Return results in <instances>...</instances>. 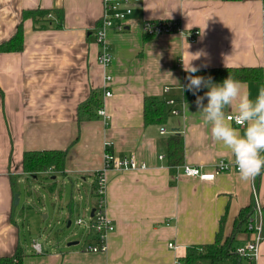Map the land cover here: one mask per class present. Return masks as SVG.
Returning a JSON list of instances; mask_svg holds the SVG:
<instances>
[{"label": "crops", "instance_id": "obj_1", "mask_svg": "<svg viewBox=\"0 0 264 264\" xmlns=\"http://www.w3.org/2000/svg\"><path fill=\"white\" fill-rule=\"evenodd\" d=\"M34 9H62L63 28L35 29L32 19L23 18L25 10ZM102 11L103 0H0V44L10 40L20 24L24 31L22 51L0 52V256L12 255L20 245L22 264H175L189 245L212 242L222 217L229 235L238 213L256 199L264 221V173L244 182L232 168L213 180L182 171L185 165L210 171L221 160L233 163L232 154L211 139L196 99L187 101L190 113L185 114L184 85L190 75L185 67L192 60L198 70L264 69L263 0H141L125 31L108 32V67L98 63L101 47L95 38ZM147 19L178 20L184 33L147 36L142 31ZM194 30L200 34L192 37ZM189 53L201 55L195 59ZM241 82L252 98L264 87L263 80ZM106 91L111 95L105 96ZM94 92V116L80 122L79 109ZM148 96L166 103L174 99L180 113L146 124ZM100 107L107 117L98 115ZM225 112L236 114L234 107ZM173 135H182L184 141L178 165L168 161V138ZM106 143L116 157L135 156L148 167L105 172L106 209L115 225L107 251H86L79 241H68L50 242L41 254L32 252L22 240L11 187L12 177L17 186L20 177L33 182L38 178L23 172V153L68 150L61 175L93 194L96 175L104 170ZM56 174L50 177L51 192L58 185ZM91 202L81 207L69 202L68 210L89 215L95 204ZM254 235L247 232L239 247ZM87 238L92 241V236ZM246 261L264 264V239L258 259Z\"/></svg>", "mask_w": 264, "mask_h": 264}, {"label": "trees", "instance_id": "obj_2", "mask_svg": "<svg viewBox=\"0 0 264 264\" xmlns=\"http://www.w3.org/2000/svg\"><path fill=\"white\" fill-rule=\"evenodd\" d=\"M236 1V0H229ZM24 19H32L35 29L50 27L63 28L64 12L62 9H34L23 12ZM147 38V37H146ZM24 48V31L20 24L12 38L0 44V52H20ZM193 75L211 78L213 82H222L228 75L238 81H264V69L261 67H222L199 69ZM188 81L185 82V85ZM184 85V86H185ZM205 88H201L197 95H203ZM96 98V92L79 109L78 120L81 122L94 116L92 101ZM196 99L192 92L184 87L183 101ZM96 106L99 107V99ZM99 109V108H98ZM170 109L166 101L158 96H148L144 100L145 123H162L169 115ZM68 150L45 149L25 151L22 156L23 172L29 177H37L39 173L51 170L64 174ZM184 141L182 135H173L168 138V161L170 165H178L183 162ZM11 187L13 196L19 193L16 179L12 177ZM55 186H51L53 191ZM254 204L241 209L234 220L232 232L227 235L224 230L225 217L221 218L220 226L214 240L205 244H191L187 247L184 256L180 257L183 264H243L244 258L237 253L233 242L239 232L248 228L247 224L252 218ZM70 221V220H69ZM245 227V228H244ZM24 257L23 248L18 245L16 251L10 256H0V264H22Z\"/></svg>", "mask_w": 264, "mask_h": 264}, {"label": "built area", "instance_id": "obj_3", "mask_svg": "<svg viewBox=\"0 0 264 264\" xmlns=\"http://www.w3.org/2000/svg\"><path fill=\"white\" fill-rule=\"evenodd\" d=\"M141 0H103V11L100 22L95 29V38L98 45L101 47L98 54V63L103 67H108L112 62V54L108 50L107 35L110 30L123 32L126 30V22L132 15L135 5L140 3ZM264 2V0H263ZM142 31L147 36H155L169 33H184L180 22L175 19H147L143 22ZM192 37L200 34L199 30H194L191 33ZM110 77H106V79ZM169 87L165 91H169ZM111 92L106 91L105 96H110ZM171 106L170 112L179 114L180 111L175 107L176 101L170 99L167 101ZM98 115L107 117L104 107L98 109ZM227 116L233 117L231 123L236 126L234 117L235 114ZM165 133L164 130L161 131ZM163 157V156H161ZM145 163H139L135 156L129 158H118L111 150L109 143H106L104 153V170L100 171L97 176L96 184L93 187V195L95 197V204L90 211L88 217H79L75 224L84 229L87 237L92 236V241L82 245V249L91 252H105L108 249V237L114 231L115 225L109 218L106 209V188L107 178L105 172L108 170L126 171V170H145L147 169ZM229 168L238 171L233 163L226 160H221L218 164L213 166V169L208 171L203 167L185 165L182 167L183 174L190 177H197L202 180H213L222 172ZM69 224V223H68ZM71 225V222H70ZM248 230L254 232V238L247 241L246 245L237 248V253L245 259L256 261L260 254V245L264 239V221L262 206L256 199L254 201V211L252 218L247 224ZM170 247H175L173 243L169 244ZM46 247L38 241L33 240L31 243V251L35 253H44ZM175 264H183L181 258L175 260Z\"/></svg>", "mask_w": 264, "mask_h": 264}, {"label": "clouds", "instance_id": "obj_4", "mask_svg": "<svg viewBox=\"0 0 264 264\" xmlns=\"http://www.w3.org/2000/svg\"><path fill=\"white\" fill-rule=\"evenodd\" d=\"M200 55L196 53L192 56L198 59ZM191 61L185 67L190 75L186 77L188 83L184 87L196 96L197 112L210 125L211 139L232 154V162L242 181L254 180L264 173V87L252 98L244 90L245 85L230 75L222 83H214L210 77L205 79L192 75L198 69L191 65ZM201 88L208 89L203 96L197 95ZM205 99L207 104L204 103ZM233 107L236 112L234 120L239 127L233 126V117L225 112L226 108ZM184 110L186 115L190 113L187 102Z\"/></svg>", "mask_w": 264, "mask_h": 264}, {"label": "rangeland", "instance_id": "obj_5", "mask_svg": "<svg viewBox=\"0 0 264 264\" xmlns=\"http://www.w3.org/2000/svg\"><path fill=\"white\" fill-rule=\"evenodd\" d=\"M54 174L56 173L51 170L44 171L39 173L34 182L26 181L24 177L18 179L20 201L14 207L15 218L21 223L22 240L29 249L34 239L40 241L44 247L50 242L79 241L80 246L85 241H91V238L85 236L84 229L75 224L77 218H87L88 215L77 209L69 212L68 204L72 202L81 207L85 201L95 202L94 195L78 185L79 181L71 182L60 173L56 174L58 180L56 190L51 192L49 183H52L50 177ZM68 220L71 221V225H68ZM249 231L243 230L237 234L233 242L235 248L239 247ZM246 260L244 258L243 264H247Z\"/></svg>", "mask_w": 264, "mask_h": 264}, {"label": "water", "instance_id": "obj_6", "mask_svg": "<svg viewBox=\"0 0 264 264\" xmlns=\"http://www.w3.org/2000/svg\"><path fill=\"white\" fill-rule=\"evenodd\" d=\"M20 198H19V193H16L13 197V205L16 207L19 204ZM70 225V223L68 224ZM78 244V241H73L70 243V245H76Z\"/></svg>", "mask_w": 264, "mask_h": 264}]
</instances>
